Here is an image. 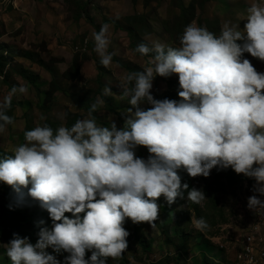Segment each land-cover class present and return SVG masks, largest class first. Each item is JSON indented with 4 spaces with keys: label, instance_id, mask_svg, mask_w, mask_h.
<instances>
[{
    "label": "clouds",
    "instance_id": "9594fccd",
    "mask_svg": "<svg viewBox=\"0 0 264 264\" xmlns=\"http://www.w3.org/2000/svg\"><path fill=\"white\" fill-rule=\"evenodd\" d=\"M246 20L242 30L224 22L218 36L191 23L179 47L139 44L136 52L153 53L152 67L128 73L118 85L131 106L122 113V127L115 119L107 126L97 123L92 117L97 101L92 118L71 127L53 130L44 124L25 131L26 143L0 158V181L12 188L18 204L27 197L38 202L52 227H40L35 244L14 233L7 244L12 264H61L49 248L68 253L63 264H105L106 258L120 257L128 248L126 219L154 228L157 200L163 196L171 206L184 198L189 186L181 183V169L195 178L230 167L255 180L247 207L264 210L259 198L264 196V72L244 56L264 62V4L253 3ZM108 29L105 23L93 33L104 67L114 55L107 52ZM173 74L180 100L154 98L155 77ZM26 92V86H13L0 102V132L13 123L7 114L11 96ZM112 94L106 86L104 95ZM145 102L151 107L142 108ZM139 146L147 148V159L136 155ZM205 198L203 190H188L194 203ZM195 224L199 230L208 227L203 218Z\"/></svg>",
    "mask_w": 264,
    "mask_h": 264
},
{
    "label": "rangeland",
    "instance_id": "374dc122",
    "mask_svg": "<svg viewBox=\"0 0 264 264\" xmlns=\"http://www.w3.org/2000/svg\"><path fill=\"white\" fill-rule=\"evenodd\" d=\"M253 3L264 4V0H0V102L13 86L27 88L26 93L11 96L16 103L13 123L0 132V158L12 155L15 147L26 143L25 131L43 126L47 119L57 128L65 126L67 112L78 114V120L94 117L104 126L115 119L122 127V113L131 106L120 96L118 85L128 73L152 67L151 53L135 51L139 44L179 47V38L191 23L217 36L226 21L242 30ZM105 23L109 25L107 52L114 53L108 67L100 64L93 37ZM244 56L264 72V62ZM106 86L112 95H104ZM178 90L177 75H157L151 93L160 100L159 94L169 93L179 101ZM65 91L78 93L91 105L99 101L95 115L79 110ZM141 107L151 105L145 102ZM136 155L147 159L149 153L139 146ZM178 174L188 190H203L206 198L194 203L184 190V198L169 206L161 196L155 227L126 219L128 248L118 258H106L105 264H235L245 223L244 188L255 180L230 167L213 168L208 177L193 178L183 169ZM200 218L208 224L204 230L196 227ZM40 227H52L48 212L31 197L18 204L12 188L0 181V264H12L7 244L14 233L35 244ZM47 251L61 264L68 255ZM90 256L87 251L85 258Z\"/></svg>",
    "mask_w": 264,
    "mask_h": 264
},
{
    "label": "built area",
    "instance_id": "2783aa9c",
    "mask_svg": "<svg viewBox=\"0 0 264 264\" xmlns=\"http://www.w3.org/2000/svg\"><path fill=\"white\" fill-rule=\"evenodd\" d=\"M255 183L245 185L247 202L248 198L255 194L252 190ZM259 198L264 200V196ZM244 215L245 223L240 231L239 246L234 255L235 264H264V210L253 212L246 203Z\"/></svg>",
    "mask_w": 264,
    "mask_h": 264
},
{
    "label": "trees",
    "instance_id": "16d2710c",
    "mask_svg": "<svg viewBox=\"0 0 264 264\" xmlns=\"http://www.w3.org/2000/svg\"><path fill=\"white\" fill-rule=\"evenodd\" d=\"M153 53H151L149 56H152ZM65 93L68 95V97H70L73 101V103L75 104V106L79 109V110H85L86 112L89 113L90 108H91V104H90V100L89 99H82L79 98V94L78 93H71L68 91H65ZM158 98L161 99H170V100H174V97L172 94H159ZM16 103L14 100H11V107L8 110L7 114L9 116H11L12 111L15 109ZM113 110V109H112ZM95 115V111L92 113V116ZM79 119V115L76 113H70L67 112L66 113V124L65 126L67 127H71L72 125H74V123ZM48 126H50L53 130L57 129V126L54 122H52L50 119H47L46 123Z\"/></svg>",
    "mask_w": 264,
    "mask_h": 264
}]
</instances>
